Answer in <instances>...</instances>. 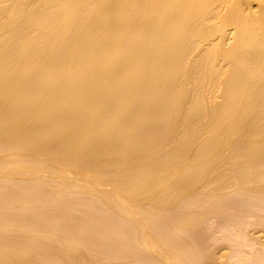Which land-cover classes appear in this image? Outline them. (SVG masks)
<instances>
[{
  "label": "bare ground",
  "instance_id": "6f19581e",
  "mask_svg": "<svg viewBox=\"0 0 264 264\" xmlns=\"http://www.w3.org/2000/svg\"><path fill=\"white\" fill-rule=\"evenodd\" d=\"M259 200L264 0H0V264L262 263Z\"/></svg>",
  "mask_w": 264,
  "mask_h": 264
},
{
  "label": "rangeland",
  "instance_id": "374dc122",
  "mask_svg": "<svg viewBox=\"0 0 264 264\" xmlns=\"http://www.w3.org/2000/svg\"><path fill=\"white\" fill-rule=\"evenodd\" d=\"M230 193H232V192H230ZM230 193H228V194L225 195V196H227V198L224 196V197L226 198V202H227L228 200H234V199H235V203H234L233 205H235V206H234L235 208H238L240 205H238L237 203H241V202H239V201H240V198H239V197H241V201H242V203H243V201H245V197H246V196L244 195V197H243L241 194L234 193V192H233V193H234L233 195L230 194ZM229 195H230V197H229ZM234 195H235V196H234ZM240 195H241V196H240ZM224 197H223V198H224ZM248 197H249V196H248ZM248 197L246 198V201L248 200ZM249 198H251V197H249ZM227 199H228V200H227ZM243 199H244V200H243ZM254 199L256 200V198H254ZM223 200L225 201V199H223ZM251 200H253V198L250 199L249 201H251ZM255 200H254V201H255ZM246 201H245V202H246ZM249 201H248V202H249ZM222 202H223V201H222ZM228 202H229V201H228ZM248 202H247V203H248ZM260 202H261V200L257 201L258 205L261 206V208H264V206L261 205L262 203H264V201H262L261 203H260ZM231 203H232V201H231ZM231 203H229V204H231ZM242 203H241V206L243 205ZM229 204H227V205H229ZM244 204H246V203H244ZM248 204H250V202H249ZM253 204H254V203H253ZM233 205H229V206H230V209H229V207H227V208L229 209V212H231V213H230L231 215H233V213H234L233 210L236 211V209H233ZM250 205H251V204H250ZM241 206H240V207H241ZM240 207H239V210L241 209ZM245 207H248V206H247V205H246V206H243V207H242L243 210L241 209V210L244 211V212H245V210H244ZM227 208H226V209H227ZM250 208H252V207L250 206ZM230 210H231V211H230ZM247 210H248V209H247ZM247 210H246V211H247ZM253 210H254V206H253V208H252L251 210L249 209L248 211L251 212V211H253ZM257 210H258V208H257ZM257 210H256V211H257ZM254 211H255V210H254ZM225 212L227 213L228 210H227V211L225 210L224 213L220 214V215H221V218L219 217V219H224V221H225V222H223L224 224L226 223L227 219H229V218H225V216H226V215H225ZM250 212H249V214H250ZM257 212H258V213H257ZM257 212H255L256 214L253 213V214H255L256 216H257V214H259L257 217H254V218H253L254 220H258V219H255V218H259L261 214H264V209L260 210V208H259V210H258ZM242 213H243V212H242ZM245 213H246V212H245ZM245 213H244V214H245ZM227 214H229V213H227ZM234 214H235V213H234ZM247 214H248V213H247ZM249 214H248V215H249ZM220 215H218V216H220ZM231 215H228V216H226V217H229V216H231ZM253 216H254V215H253ZM261 216H262V215H261ZM243 217H245V216H243ZM249 217L252 218V216H249ZM262 217H264V216H262ZM216 218H218V217H216ZM216 218H215V217H212V218H211L212 220L210 219V221H209L210 223L208 222V223H207L208 225H207V227H206V228L209 227V229H210L211 231H209V230H208V231H209V232H212V231H213V232H212L213 234H211V235L209 234V235H208V234H207V233H209L208 231H207V232L204 231V232H206L205 234H207V235H205L204 233H203V234H204V238H205V236H206V237H207V236H210V237H208V238H209V239H208L209 242L207 241V239H205L208 243H211V244H212V243L214 242V243H215V246H217V248H218V246H219V247L223 246V247L225 248V249L222 248V247L219 248V253H220V252L223 253L224 251H227V252H228L229 249L226 248V247H228V248H231L230 251H231L232 254L230 253V256H233V257H234V255H236V254H238V253L240 254V253L243 252L242 254H240V255H242V256L239 255V257L242 258L243 255H244V253H246V255H244V257H245L244 260H246L247 257H248V259H250V257L252 258V256H254V255H253V252H254V254H255V252L257 253V251L259 250L260 247L262 248V250H264V228H262V227H264V225L259 226L260 224L257 225L258 223H257V224L254 223L255 225H253V224H252V223H253V221H252L253 219H251L250 221H252V222H250L251 225L248 226V228H249V229H248V228L246 227V223H248V221H247V222L244 221V222H245V223H243L244 228L246 229V231H248V232L250 233L249 236H252V237L256 238L254 241H257L258 244L255 243L254 241H252L253 243H255L254 245H253V243H252V244H250V243L248 244V243H247V244H244V246H242V243H241L240 241H238V240H237V237H236V236H238V237H239V236H242V234H241V235H236L235 232H236L238 229H237L236 227L233 228V226H231V223H230L229 221L227 222L228 225H227V223H226V225H227L228 228L231 226V228L234 229L233 231H234L235 234L233 233V237H236V238H233V239H234V240L236 239V242H237V241L240 242L239 244H241L242 248L244 247V250L247 251V252L244 251V250L240 247L241 250H243V251L239 252V250H236V249H235L236 245H239V244H237V243L235 242V243H236V245H235V243L233 244L234 241H232V240H233L232 238H231L232 240H230V239H228L229 237H225L226 235H227V236L229 235V236L231 237V236H232V233H230L231 231H230V230L228 231V228H227L226 225H225L224 227L227 228V229H226V228H225V229H226L231 235L228 234V233L226 234L227 231H226V232L224 231V230H225L224 227H223V226H222V227L219 226V224L222 225V224H221V221H223V220L219 221V219H216ZM231 218H232V216H231ZM246 218H247V217H245V219H246ZM215 219H216V220H215ZM249 219H250V218H249ZM259 220H262V219H259ZM207 221H208V220H207ZM211 221H212V222H211ZM217 221H219V222H217ZM250 223H248V224H250ZM205 224H206V223H205ZM248 224H247V225H248ZM202 228H203V227H202ZM203 229H204V228H203ZM203 229H202V230H203ZM232 229H231V230H232ZM236 229H237V230H236ZM206 230H207V229H206ZM222 230H223V231H222ZM224 232H225V235L223 234ZM222 234H223V235H222ZM237 234H238V231H237ZM234 235H236V236H234ZM222 237H225V238H227L228 240L225 239V238H224V239H225V240H224V239H222ZM242 237H243V238H240V237H239V240H240V239L243 240L244 238H245V239L248 238V237H246V236H242ZM246 240H247V239H246ZM211 241H212V242H211ZM230 241H231V242H230ZM244 241H245V240H244ZM249 241L251 242V240H249ZM249 241H246V242H249ZM246 242H243V243H246ZM214 243H213V244H214ZM250 245H252V246H250ZM255 245H256V246H257V245H258V246L261 245L260 247H258V250H257V251H254V249L256 250V248H257ZM239 246H240V245H239ZM239 246H237V247H239ZM254 247H255V248H254ZM220 249H221V250H220ZM237 249H238V248H237ZM235 250L238 251V253H236ZM222 251H223V252H222ZM232 251H233V252H232ZM234 251H235L236 254L234 253ZM227 252H225V254L229 255V252H228V253H227ZM261 252H262V251H261ZM258 253H259V252H258ZM255 255H256V254H255ZM258 255H259V254H257V256H258ZM260 255L264 256V254H262V253H261ZM230 256H229V257H230ZM257 256H256V257H257ZM229 257H227L226 259L229 260V259H230ZM233 257H231V261H232V263H233L234 260H235ZM237 257H238V256H237ZM254 257H255V256H254ZM256 257H255V258H256ZM259 257H260V256H259ZM232 258H233L234 260H232ZM241 258H240V259H241ZM262 258H264V257H262ZM262 258H261V259H262ZM248 259H247V261H248ZM253 259H254V258H253ZM253 259H252V260H253ZM220 260L222 261V259H220ZM224 260H225V258H224ZM237 260H239V259H237ZM244 260H243V261H244ZM250 260H251V259H250ZM254 260H256V261H254V262L252 261L253 264H255V263L257 262V260H259V259H254ZM235 261H236V260H235ZM225 262H226V261H225ZM225 262H224L223 264H228V262H227V263H225ZM239 262H242V261L240 260ZM239 262H238V263H239ZM249 262H250V261H249ZM245 263H246V262H245ZM247 263H248V262H247ZM262 263H264V261H262ZM262 263H260V260H259L258 264H262ZM229 264H230V263H229ZM242 264H243V263H242ZM249 264H250V263H249ZM256 264H257V263H256Z\"/></svg>",
  "mask_w": 264,
  "mask_h": 264
}]
</instances>
